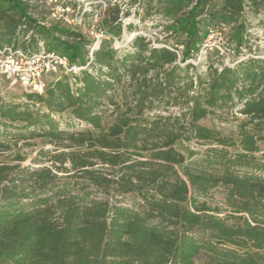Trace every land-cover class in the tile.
<instances>
[{"label":"trees","instance_id":"trees-1","mask_svg":"<svg viewBox=\"0 0 264 264\" xmlns=\"http://www.w3.org/2000/svg\"><path fill=\"white\" fill-rule=\"evenodd\" d=\"M244 1L227 5L240 13ZM211 2L195 0L183 21L191 37L181 61L140 36L122 49L103 42L87 69L56 76L44 94L27 93L22 103L0 95V136H43L54 147L40 151L48 156L40 167L0 161V234L13 231L0 261L25 250L41 256L37 264H198L204 252L206 264H264V59L212 68L208 77L185 63L203 39L196 19ZM83 38L39 23L28 1L0 0V48L63 51L80 66L89 55ZM109 105L120 106L112 121ZM236 107L244 115L239 141L203 123ZM63 119L81 129L62 128ZM180 140L211 146L187 160ZM12 146L0 139V154ZM217 187L242 220L208 203ZM68 204L84 210L82 222L52 227Z\"/></svg>","mask_w":264,"mask_h":264},{"label":"rangeland","instance_id":"rangeland-1","mask_svg":"<svg viewBox=\"0 0 264 264\" xmlns=\"http://www.w3.org/2000/svg\"><path fill=\"white\" fill-rule=\"evenodd\" d=\"M228 1L230 0H212L208 13L196 19L197 21L201 19L199 23L201 35L204 36L209 26L222 27L223 29L219 28V31H221L227 46L234 51L235 59L244 58L243 60H246L251 57L264 59V5L258 9L253 6L250 0H245L243 11L237 13L230 10L227 5ZM109 2L112 4H109L105 11L103 22L113 33L128 40L125 47L131 45L133 40L139 37L134 36L131 38L132 34L141 31L147 33L150 39L153 37L162 43L184 44L186 46L190 40L191 34L189 31L184 30L183 21L186 19L195 0H110ZM29 3L33 17L41 22H52L49 17L50 10L45 0H30ZM88 23L89 19L87 18L84 24L75 31L83 35L82 45L89 49ZM125 23H127V28L124 34ZM62 26L66 27L65 25ZM191 27L188 24L187 29H191ZM76 41L78 40L71 39V42ZM19 47L23 48L20 45ZM63 53L69 54L67 52ZM202 61L203 63L198 64V67L206 77L211 74L212 68H218L223 63L222 56L215 51H211L207 59ZM26 94L19 85L12 86L10 81L0 77V95L5 101L26 102ZM119 107L111 105L106 107L108 121L115 118ZM238 110L236 107L233 112L226 110L219 117L209 116L203 123L220 129L239 141L237 124L244 119V115L240 114ZM64 115L68 117L67 113ZM61 126L69 131L81 129L80 124L69 119H63ZM0 139H5L13 144L11 151L0 154V161H6L12 165L21 164L22 166L40 167L42 166L40 161H46L45 159L48 157L41 155L40 151L54 148L49 144L48 138L43 136L31 138L28 143L23 139H13L10 136H0ZM15 143L17 145H14ZM258 144L264 150V136L258 137ZM176 146L185 154L187 160H192L200 157L211 146V143L202 144L196 141L180 140L176 143ZM231 151L237 152L240 149L235 147L231 148ZM46 164L48 165L49 162ZM178 169L182 171V165H179ZM225 193L223 187H217L206 195L205 199L211 206L220 208L217 213L219 216H233L242 220L244 214H236L227 209ZM83 211V209L70 204L63 205L58 208V213L51 218L50 224L54 228H59L70 220L73 226H77L84 218ZM12 238L13 231L10 229L0 234V249L5 245H8L9 248ZM207 259L208 254L203 252L197 257V262L198 264H206ZM40 261H42V258L38 256V253L22 250L19 254L5 256L0 264H37Z\"/></svg>","mask_w":264,"mask_h":264},{"label":"built area","instance_id":"built-area-1","mask_svg":"<svg viewBox=\"0 0 264 264\" xmlns=\"http://www.w3.org/2000/svg\"><path fill=\"white\" fill-rule=\"evenodd\" d=\"M30 2V0H24ZM50 10L49 17L52 22H41L42 25L52 24L65 25L71 30H77L88 18V37L90 39L88 61L85 65H75L71 62L69 55L59 51H47L41 49L36 52L27 51L14 44L5 45L0 48V77L10 81L12 86L19 85L26 93L44 94L48 83L60 74H76L87 69L94 59V51L99 49L103 42H109L114 48L122 49L128 44L121 35H116L104 24L103 17L109 6L110 0H45ZM127 23L124 24V34ZM218 28V29H217ZM219 28L207 27L198 49L192 51L191 58L185 63L196 66L207 59L211 51L222 56L223 63L218 67L234 66L243 60L235 59L234 51L230 49ZM223 29V28H222ZM144 36L154 47H165L174 51L182 60L186 46L184 44L162 43L157 39H150L147 33L134 32L131 36ZM43 45V42H41Z\"/></svg>","mask_w":264,"mask_h":264}]
</instances>
